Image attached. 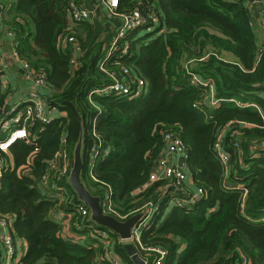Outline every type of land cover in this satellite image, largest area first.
Listing matches in <instances>:
<instances>
[{
  "label": "trees",
  "instance_id": "obj_1",
  "mask_svg": "<svg viewBox=\"0 0 264 264\" xmlns=\"http://www.w3.org/2000/svg\"><path fill=\"white\" fill-rule=\"evenodd\" d=\"M78 1L10 0L8 20L3 22L14 37L19 60L43 72L46 86L55 91L44 95L48 107L65 114L29 127L35 145L17 141L7 153L0 152L7 163L0 175V214L11 216L13 237L27 244L18 264L101 262L103 241L89 235L88 245L65 239L51 216L57 209L74 213L77 196L66 179L57 182L67 189L63 203L39 189L48 163L58 152L72 160L83 134L81 176L89 191L100 193L86 171L94 126L108 145L97 179L114 190L115 182L107 175L123 181L122 195L118 200L114 195L115 210L125 216L147 201L159 204L141 233L143 249L164 250L162 264H242L243 258L247 264H264V150L253 149L264 143V49L258 52L253 33V0H119L118 13L153 9L159 20L158 26L128 32L119 42V49L128 45L127 54L118 51L106 63L109 70L127 67L132 76L146 81L148 94L134 100L89 98V92L108 79L98 70L103 54L98 31L88 21L74 24L68 17L70 5ZM67 35L74 36L81 49L75 67L70 65L69 46L59 42ZM208 47L213 52H207ZM222 52L234 55L238 63L220 59ZM185 57L190 72L213 82L214 99L224 100L217 107L202 105L209 94L188 82ZM2 103L3 98L0 108ZM230 122L240 134L242 156L234 148L236 137L225 134L223 151L230 159L226 172L214 142ZM165 131L177 133L185 146L190 177L185 189L203 192L193 205L173 206L167 216L170 195L180 193L169 182L137 192L165 149ZM71 228L79 235L104 229L74 214ZM110 238L114 251L127 260L118 237L110 233ZM143 249L141 258L151 264L157 254Z\"/></svg>",
  "mask_w": 264,
  "mask_h": 264
},
{
  "label": "built area",
  "instance_id": "obj_2",
  "mask_svg": "<svg viewBox=\"0 0 264 264\" xmlns=\"http://www.w3.org/2000/svg\"><path fill=\"white\" fill-rule=\"evenodd\" d=\"M102 6L106 11L107 17L111 20L117 19L119 21L118 28L116 30L115 37L111 42L107 43L103 49L104 53L98 64V70L108 79V82L101 87L93 88L89 92V98L92 95L96 96H108L117 99L134 100L145 97L148 94L149 86L146 81L141 77H134L130 73L127 67H122L120 70H109L106 67L107 61L116 55L118 51L121 55H126L128 45L124 44L119 49V42L125 37L128 32L151 26H158L159 20L153 9H147L145 13L140 10H132L126 13H118L116 10L119 5V0H101ZM259 0H253L250 4L256 5ZM94 9L87 8L81 3L73 2L68 10V17L72 23H80L90 21L93 17ZM1 28L8 34L12 35L5 26L1 25ZM264 31V26H263ZM60 44L65 47L69 46L72 53V59L70 65L76 66V56L80 53L81 49L76 43L74 36L67 35L59 39ZM13 57L20 61L13 45ZM264 49V48H263ZM262 49H258L260 52ZM22 68L26 73V77L33 83L32 89L28 93V98L21 103L13 106L12 110L5 113L0 120V152L7 153L8 149L17 141H23L30 145H35L30 139L28 129L34 123H40L42 125L51 122L52 110L48 107L46 98L41 94L40 89H44L46 86L45 74L43 72H36L27 63L20 61ZM185 63L183 70L187 75V80L192 86L201 87L207 89L209 99L206 102H202L205 107H217L220 102L224 100L214 99V85L211 80H204L196 74L190 72L189 67ZM226 101V100H225ZM198 105V104H197ZM195 106V105H194ZM229 134L230 137H236L234 148L238 154L242 156V151L239 147L240 134L233 127V123H228L224 129L220 131L214 142V151L217 159L220 161L224 170L227 172L230 159L223 151V137L225 134ZM91 134L95 140L93 146L90 148L89 153L93 154L97 158H105L108 154V146L105 143L103 137L97 132L95 126L91 130ZM163 140L165 142V149L160 157L155 161L154 169L149 174L147 183L137 192H143L151 185L157 182H169L180 193H172L170 195L168 204L177 207H187L193 205L198 199L201 198L203 192L201 189H185L184 185L187 183L186 174V149L178 134L172 131H165L163 134ZM254 150H264V143L255 145ZM48 168L45 177L39 183V189L45 195L60 192L61 187L57 182L61 179L68 181L69 176V164L68 156L64 152L56 154L55 158L48 163ZM6 167L5 162L0 158V175L1 170ZM93 182L98 183L100 186V193L98 195L100 201V207L104 215L114 217L116 220L123 222L133 215L139 214V221L135 228L130 233L128 240H119L121 243H131L137 249H143L140 244V235L138 230L143 227L146 229L154 215L159 210V204L147 201L138 209L133 211L129 215H120L113 207L114 189L110 183L103 182L97 179L94 174L90 175ZM59 210V209H57ZM74 213L78 215L81 220H90L89 210L82 203H76L71 208ZM79 226V225H78ZM90 236L100 239L105 244V253L102 257L108 264H121L118 256L112 251L109 237L110 232L106 229L95 230L91 232ZM0 241L4 250V264H18L19 259L16 255L15 239L12 234V218L11 216H5L0 214ZM74 241V240H73ZM77 242V241H75ZM149 253H156L157 256L153 259L151 264H162L166 252L161 249H143ZM143 259V258H142ZM145 264H148L147 260L143 259ZM242 264H247L245 258L242 259Z\"/></svg>",
  "mask_w": 264,
  "mask_h": 264
},
{
  "label": "crops",
  "instance_id": "obj_3",
  "mask_svg": "<svg viewBox=\"0 0 264 264\" xmlns=\"http://www.w3.org/2000/svg\"><path fill=\"white\" fill-rule=\"evenodd\" d=\"M82 2L83 1L80 0L76 3L82 4ZM96 3H99V4L101 3L100 5L97 4L99 6V9H97ZM9 4H10V0H0V99L3 98L2 107L0 108V117H3L5 113L10 112L12 110L13 106H15V105L21 103L22 101L26 100L28 98L29 91L33 87V83L30 81V79H28L26 77V73L22 68L21 62L16 60L13 57V53H12V51H13L12 48L14 45L13 35H8L3 30L4 28L3 29L1 28V25H3V22L5 20H8L9 14H8L7 10L10 6ZM91 5L94 8V15H95L94 17H97L96 15H98L97 14L98 10H100V11L104 10V7L102 6L101 0H96V2L94 3L95 6L93 4H91ZM84 6H86L88 8V5H84ZM93 8H91V9H93ZM94 17H92L91 20L88 21V23H90L94 26V28L96 29V32L98 31V40L100 39L103 43L102 44L103 45L102 52L104 53L103 49H104L105 45L107 43L111 42V40L116 35V30L118 28L119 21L117 19H113V20H111V22H108L107 24L103 23V28H102V27H100L99 23H97V21H95ZM250 17L252 18V27H253V33L255 36V40H256V45H257L258 49H263L264 48V31H263V26H264V0L259 1V3L256 5H251ZM162 23H164L163 19H162ZM100 31H101L102 36L99 35ZM163 32H166V29L164 28V24H163ZM78 34L82 35V32L80 31V32H78ZM207 52H213V49L211 47H208ZM219 56H220V59H222L226 62L238 63L237 58L234 55H232L231 53L222 52ZM187 59H186V57L184 58V60L182 62L183 65H184V63H189L187 61ZM40 92L44 96L46 94L54 93L55 91H52L49 87L45 86L44 89H40ZM61 116H65V114L61 113L57 110H52V118L53 119L57 118V117H61ZM80 137H81V140L80 141L78 140V142L75 145V148L77 151L76 155L74 156V154H73L72 160H70V158H68L69 176H70L72 169H73V166H74V162H75L74 158H76L78 156L79 160L82 164L83 148H84L83 134H81ZM80 137H79V139H80ZM1 138H3V136H0V139ZM104 141H105V139H104ZM105 143H106V141H105ZM104 159L105 158H100V157L96 159V157L93 154L89 153V159L87 156V166H86L87 175L89 177L91 174H94L95 176L99 175L100 164ZM5 165L7 166L6 162H5ZM153 169H154V166H153ZM81 175H82V171L80 174V180H81V183L84 186V188L92 196L98 197L99 193L96 194L95 191H92L93 192L92 193L91 191L88 190L86 184L83 182ZM69 176H68V178H69ZM107 177L112 179L115 182L114 195L116 197V200H118V198H120V196L122 195L123 181L119 177L114 176V175H107ZM189 181H190V177L187 176V183H189ZM235 186L237 188V187L242 186V185L236 184ZM113 189H114V187H113ZM65 194H67V189L61 188V191L59 193L54 192V193H50L47 195L44 194V195L46 197H49V198H57L61 203H63V199L65 198L64 197ZM113 199H114V197H113ZM76 203H82L83 204V202L79 201L78 198H77ZM99 203H100V201H99ZM115 203H116V201L114 202V200H113L114 209H115ZM86 208L89 210V216L91 217L90 209L87 206H86ZM171 209L172 208H168L166 210L165 216L169 215ZM73 214L77 215L76 213H73ZM73 214L69 213V212H64L63 210L59 209V210L53 211L51 216L56 222H58L60 224L61 231H62L61 235L63 238L69 239L72 241L73 240L77 241L82 245H85V244L88 245V235L90 236L91 233L88 234L87 230L84 231L82 233V235H79V234H76L75 232H73V230L71 228L72 227ZM78 225L79 224L76 223V228L78 230H81L80 226H78ZM148 227L146 229H148ZM139 235L141 237L140 233H139ZM116 236L118 237V235H116ZM109 239H111V238L109 237ZM118 239H119V237H118ZM113 243H114V241H110L112 251L118 256V258L121 261V264H133L131 262L130 258L128 257V255L126 254V252H125V254L128 258L127 260L123 259L121 256H119L114 251ZM122 244L124 245L126 243H122ZM15 247H16V255H17L18 259L20 260L21 257L26 252L27 244L24 241L15 239ZM135 249L137 250V252L139 254V249H137V248H135ZM0 251L3 253V264H4V250L2 247L1 241H0ZM100 261L101 262H99V264H104V262H106V261H104L103 258H101Z\"/></svg>",
  "mask_w": 264,
  "mask_h": 264
},
{
  "label": "water",
  "instance_id": "obj_4",
  "mask_svg": "<svg viewBox=\"0 0 264 264\" xmlns=\"http://www.w3.org/2000/svg\"><path fill=\"white\" fill-rule=\"evenodd\" d=\"M80 140L81 137L79 141ZM76 152L75 148L74 156L76 155ZM74 159L75 162L72 172L68 178V184L75 192L79 201L83 202V204L90 209L91 221L106 229L108 232L118 235L119 239L123 241L128 240L132 229L138 224L140 215H133L124 222H120L112 216L104 215L100 208L99 197L92 196L81 183L80 174L82 171V164L79 157L77 156ZM124 250L133 264H145L133 244H124Z\"/></svg>",
  "mask_w": 264,
  "mask_h": 264
},
{
  "label": "rangeland",
  "instance_id": "obj_5",
  "mask_svg": "<svg viewBox=\"0 0 264 264\" xmlns=\"http://www.w3.org/2000/svg\"><path fill=\"white\" fill-rule=\"evenodd\" d=\"M82 1H83L82 4L83 5H88V8H90V7L93 8L91 4L94 5V3L96 2V0H82ZM97 4H99V3H96L97 9H99V6ZM97 14H98V15H96L97 17H94L95 15L93 13V17H94L95 21H97V23H99L100 27L103 28V23L107 24L108 22H111V19H109L107 17V14H106V11L105 10H103V11L102 10L101 11L98 10ZM99 35L102 36L101 31L99 32ZM99 41H101V40L99 39ZM172 207H173L172 205L169 206V208H172ZM142 231H143V227H140V229L138 230V232L141 234Z\"/></svg>",
  "mask_w": 264,
  "mask_h": 264
}]
</instances>
